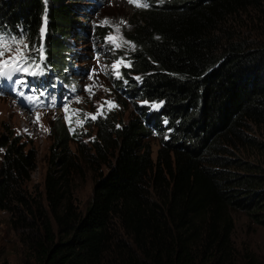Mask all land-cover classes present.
<instances>
[{"label":"trees","instance_id":"obj_1","mask_svg":"<svg viewBox=\"0 0 264 264\" xmlns=\"http://www.w3.org/2000/svg\"><path fill=\"white\" fill-rule=\"evenodd\" d=\"M144 2L125 30L139 79H116L133 98L131 116L100 115L88 144L73 108L64 110L43 190L28 185L37 151L0 133V210L11 214L26 264H264L236 243L233 215L245 210L264 225V0ZM89 6L0 0V34L43 48L47 72L31 90L61 88L52 74L71 75L80 55L71 38L88 34L80 12ZM93 28L103 42L109 28ZM84 165L94 184L82 207L74 182Z\"/></svg>","mask_w":264,"mask_h":264},{"label":"rangeland","instance_id":"obj_2","mask_svg":"<svg viewBox=\"0 0 264 264\" xmlns=\"http://www.w3.org/2000/svg\"><path fill=\"white\" fill-rule=\"evenodd\" d=\"M85 4H90L89 9L80 12V17L85 21L88 34L78 35L71 38V42L77 45L80 55L74 56V70L70 76L64 74L63 80L70 87L74 83L79 84V89L64 92V108H73V115L77 118V126L81 130L80 139L90 144L98 131L95 124L100 115L113 113L116 122L128 120L133 113L135 105L130 101L131 97H125L122 90L117 85L116 70L113 65L117 61H122L120 73L126 72L129 76L137 79L136 72L131 67L130 52L135 43L127 38L125 30L132 27L134 13L138 10V4L129 0H81ZM95 24H101L105 29L109 28V33L103 42L98 43L94 38ZM21 36V35H20ZM19 36V37H20ZM109 37H117L116 41H111ZM23 42L29 45L28 39L23 36ZM121 43L122 47L115 45ZM35 53V52H33ZM16 54V47L13 46L8 56ZM21 74L14 75L13 80ZM56 74H52V79ZM34 77H28L29 82ZM10 85L4 89L0 88V133L3 131H14L27 143V148H34L37 151V165L33 170L28 183L30 188L37 187L43 190L44 180L48 169L51 147L54 144V123L63 117L62 103L56 100L55 90L45 93L48 105L40 104L26 107L20 96V92H25L28 96H37L40 92H31L30 88L17 89L13 81L8 80ZM74 82V83H72ZM87 89V90H86ZM24 94V96L26 95ZM107 102H111L110 104ZM138 104L146 103L144 99H137ZM161 105L160 101H154L151 106ZM153 107V108H158ZM37 115L39 119L37 120ZM95 116V119L90 118ZM7 128V129H6ZM153 155L156 156L160 145V135L152 133L150 136ZM72 150L76 149V141L70 142ZM80 155V153L78 154ZM81 156V155H80ZM83 158V156H82ZM2 151L0 150V161ZM86 168V173L77 176L74 182V189L78 203L85 207L92 194L94 178L90 169ZM235 218L234 239L240 247H250L257 252L264 261V225L253 222L245 210L234 209ZM28 251L20 240L18 230L11 224V214L7 210H0V264H26Z\"/></svg>","mask_w":264,"mask_h":264},{"label":"snow or ice","instance_id":"obj_3","mask_svg":"<svg viewBox=\"0 0 264 264\" xmlns=\"http://www.w3.org/2000/svg\"><path fill=\"white\" fill-rule=\"evenodd\" d=\"M46 2V0H45ZM129 2L137 3L138 6L148 7L149 5L144 2L140 3V0H129ZM45 24H46V14H45ZM44 29H41V35H43ZM111 41H116L117 37H109ZM158 39V37H157ZM16 47V54L8 56L4 59L8 52H11L12 47ZM123 44L118 43L115 45L116 48L122 47ZM35 52V55L33 54ZM45 56L43 54L42 46L39 48H33L32 46L25 44L23 42V34L20 37L0 34V77H5L8 80L13 81L15 85L24 86L28 85L26 77H41L47 72V65L44 63ZM122 61H117L112 67L116 70L115 75L117 78H121V73L119 71ZM21 74L19 78L13 80L15 74ZM139 79V77H137ZM126 82V81H125ZM87 90V89H86ZM24 96V92L19 93ZM44 92H40L37 96H28L27 99L37 100L39 96L44 95ZM111 103V102H107ZM152 107H158V105H153ZM90 118L95 119V116ZM39 115H37V120ZM119 127V125H118Z\"/></svg>","mask_w":264,"mask_h":264}]
</instances>
